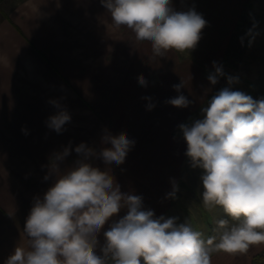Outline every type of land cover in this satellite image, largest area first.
<instances>
[{
	"label": "clouds",
	"instance_id": "clouds-1",
	"mask_svg": "<svg viewBox=\"0 0 264 264\" xmlns=\"http://www.w3.org/2000/svg\"><path fill=\"white\" fill-rule=\"evenodd\" d=\"M100 3L116 28L126 27L137 41L150 43L152 60L171 50H194L207 26L194 7L179 11L173 0ZM255 28L254 23L247 32L249 47L259 35ZM213 67L207 79L215 85L225 73L216 62ZM137 80L148 86L143 75ZM238 82V77L227 76L229 85ZM184 87L183 80L173 85L177 93ZM63 99L47 101L56 112L45 125L57 134L72 120ZM143 99L149 101L146 110L155 108L151 97ZM166 103L187 108L192 101L179 94ZM200 111L202 118L178 128L190 167L202 171L203 207L208 212L221 208L228 217L215 221L214 235L205 239L188 221L178 224L177 217H157L144 208L142 196L121 192L110 169L93 166L91 158L121 165L135 145L125 133L112 135L105 129L101 144L107 146L99 151L79 144L74 149L79 158L62 170L60 165L72 151L69 144L42 166L48 169L43 179L54 177L53 183L42 198H33L23 228L26 246L17 245L4 264H212L213 253L245 255L251 246L264 245V98L255 100L225 87ZM21 132L29 134L26 127ZM171 183L166 198L175 199L179 188L175 180Z\"/></svg>",
	"mask_w": 264,
	"mask_h": 264
},
{
	"label": "rangeland",
	"instance_id": "rangeland-1",
	"mask_svg": "<svg viewBox=\"0 0 264 264\" xmlns=\"http://www.w3.org/2000/svg\"><path fill=\"white\" fill-rule=\"evenodd\" d=\"M26 1L0 0V25L13 24L24 38L35 45L38 56L49 61L54 69L56 66L69 71L73 68L70 77L77 92L86 93L96 86L100 97L105 100L106 110L115 106L116 100L120 103L114 115L104 112V122L98 115L97 126L88 130V146L96 151L107 146L101 144L105 129L112 135L125 133L135 141L121 165H105L98 158H91L89 162L101 170L110 169L121 192L142 196L144 208L153 210L157 217H177L178 224L188 221L194 230L202 232L205 239L214 235L215 221L228 217L221 208L208 212L203 207L200 196L203 191L200 182L202 171L190 167L184 155L187 146L178 126L202 118L201 107L206 106L207 100L225 87L242 91L255 100L264 98V0L202 3L203 10L201 8L196 12L207 21V26L202 30L196 48L189 53L171 50V55L167 52L165 57H156L155 60L150 59V43L137 41L135 34L126 27L116 28L107 11L92 12L90 15L87 12H73L71 27L52 21L53 12H33L40 28L35 23L30 27L27 24L31 30L28 32L26 27L14 20L20 18L21 23L23 20L26 23L31 12H16L14 15L11 12ZM185 8L181 5L178 10L185 11ZM80 16L89 23L78 24ZM254 23L255 32L259 35L255 36L249 47L251 37L247 32ZM33 36H37V40L40 37L38 44ZM241 37L244 38L243 44ZM19 48L17 46L16 53L20 51ZM18 55L28 56L23 51ZM91 57L105 60L104 72L99 70L97 81H86L81 71L80 63ZM134 58L136 67L132 63ZM54 59L59 60V64L55 65ZM64 62L73 64L65 66ZM213 62L222 66L225 73L215 85L207 79L215 71ZM41 74L45 77L43 70ZM140 75L148 81L147 87L138 84L137 77ZM227 76L238 77L239 82L229 85ZM181 80L185 82V87L177 93L173 85ZM179 94L192 101L187 108L166 103ZM143 97H151L155 108L146 110L149 101ZM72 131L77 133L80 130L74 128ZM41 134L45 138L54 137L53 130L47 128H42ZM76 140L80 138H74ZM78 145L73 144V157L60 165L62 170L79 158L74 151ZM172 180L179 188L175 199L166 198L167 193L172 191ZM125 212L126 209L122 210L119 216ZM100 240L103 242L102 234Z\"/></svg>",
	"mask_w": 264,
	"mask_h": 264
},
{
	"label": "crops",
	"instance_id": "crops-1",
	"mask_svg": "<svg viewBox=\"0 0 264 264\" xmlns=\"http://www.w3.org/2000/svg\"><path fill=\"white\" fill-rule=\"evenodd\" d=\"M208 1L225 3V0H173V6L178 10L183 5L186 7L185 11L194 7L197 11L202 8V3ZM11 12L13 15L16 12H31L26 23L24 20L21 23L20 18L14 20L23 28L26 27V31L31 32L29 27L33 23L39 25L35 22L37 20L33 12H53L52 21H59L61 25L71 27L73 12H87L88 15L92 12H106V9L101 5L100 0H27ZM80 17L78 24L89 23V21L85 22L83 17L80 22ZM33 38L38 44L40 37L38 40L37 36ZM17 46L28 56L18 55L20 51L16 53ZM34 47L35 45L24 38L13 24L0 25V264H4L17 245L26 246L23 228L33 198L36 196L42 198L53 183L54 177L48 181L43 179L48 169L42 166L49 163V157L54 152L62 151L69 144L72 151L64 162L73 157V144L89 145L88 130L97 126L98 115H101L104 122V112L114 115L118 112L120 104L116 100L115 106L106 110L105 100L100 97V91L96 86L92 91L88 89L89 92L86 93L77 92L70 77L73 68L69 71L56 66L54 69L49 61L38 56ZM168 53L171 55V51ZM53 61L55 65L59 64V60ZM132 63L136 67V58ZM72 64L73 62H64L65 66ZM80 65L86 81H97L99 70L101 73L104 72L105 60L91 57L83 60ZM42 70L45 72V77H42ZM61 85L64 91L61 90ZM61 96L65 97L61 103L67 107L72 120L65 125L66 131L62 134L53 131L54 137H42L41 129L47 128L46 119L56 112L47 101L59 99ZM80 98L83 99L84 104ZM79 121L82 122L79 124ZM22 127L28 129V135L21 132ZM74 128L80 131L74 133L72 131ZM74 138L80 140L74 141ZM47 145L48 149H46ZM263 253L264 245L251 246L245 255L216 252L212 255V264H260L256 257Z\"/></svg>",
	"mask_w": 264,
	"mask_h": 264
},
{
	"label": "trees",
	"instance_id": "trees-1",
	"mask_svg": "<svg viewBox=\"0 0 264 264\" xmlns=\"http://www.w3.org/2000/svg\"><path fill=\"white\" fill-rule=\"evenodd\" d=\"M256 259L260 262V264H264V254H259Z\"/></svg>",
	"mask_w": 264,
	"mask_h": 264
}]
</instances>
